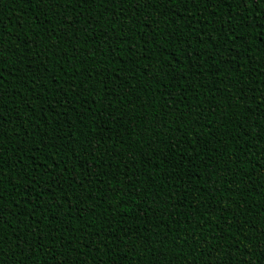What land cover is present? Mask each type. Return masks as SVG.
<instances>
[{"label": "trees", "instance_id": "obj_1", "mask_svg": "<svg viewBox=\"0 0 264 264\" xmlns=\"http://www.w3.org/2000/svg\"><path fill=\"white\" fill-rule=\"evenodd\" d=\"M0 52V264H264L256 3L0 0Z\"/></svg>", "mask_w": 264, "mask_h": 264}, {"label": "snow or ice", "instance_id": "obj_2", "mask_svg": "<svg viewBox=\"0 0 264 264\" xmlns=\"http://www.w3.org/2000/svg\"><path fill=\"white\" fill-rule=\"evenodd\" d=\"M57 3H59V0H57ZM245 6L250 7L252 3H256L261 11H264V0H244ZM0 56H3V52H0ZM0 215H2V212H0ZM209 251L211 252L212 249L209 248ZM0 259H3V257H0Z\"/></svg>", "mask_w": 264, "mask_h": 264}]
</instances>
